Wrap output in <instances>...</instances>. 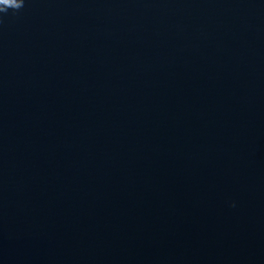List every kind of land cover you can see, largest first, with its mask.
Here are the masks:
<instances>
[{"label": "water", "instance_id": "obj_1", "mask_svg": "<svg viewBox=\"0 0 264 264\" xmlns=\"http://www.w3.org/2000/svg\"><path fill=\"white\" fill-rule=\"evenodd\" d=\"M0 264H264V0L0 13Z\"/></svg>", "mask_w": 264, "mask_h": 264}, {"label": "clouds", "instance_id": "obj_2", "mask_svg": "<svg viewBox=\"0 0 264 264\" xmlns=\"http://www.w3.org/2000/svg\"><path fill=\"white\" fill-rule=\"evenodd\" d=\"M24 6V0H0V13H7L9 9L18 11Z\"/></svg>", "mask_w": 264, "mask_h": 264}]
</instances>
